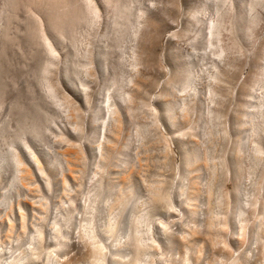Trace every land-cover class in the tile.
I'll return each instance as SVG.
<instances>
[{"label":"rangeland","instance_id":"rangeland-1","mask_svg":"<svg viewBox=\"0 0 264 264\" xmlns=\"http://www.w3.org/2000/svg\"><path fill=\"white\" fill-rule=\"evenodd\" d=\"M47 1L0 0V150L46 105L40 163L18 145L14 185L0 178V264H93L96 245L106 264H264V154L253 176L245 154L264 149V0ZM220 19L222 58L206 34ZM129 197L130 229L154 218L145 250L116 220Z\"/></svg>","mask_w":264,"mask_h":264},{"label":"bare ground","instance_id":"bare-ground-1","mask_svg":"<svg viewBox=\"0 0 264 264\" xmlns=\"http://www.w3.org/2000/svg\"><path fill=\"white\" fill-rule=\"evenodd\" d=\"M45 1L48 3L47 0H45ZM38 2H40V1H38ZM41 2H42V0H41ZM234 2L236 3V1H234ZM30 4H31V2H30ZM42 6L46 7V5H41V7ZM87 7H88L87 9L89 10V8L91 6L88 5ZM203 7H204V4H200V3L197 6L198 10H202ZM93 14H95V12ZM227 26H229V25H227ZM224 29H225L224 21L222 19H220L218 22H211L207 26V33L206 34H207L208 38H211V39H213L215 41V42L212 43V46L214 47L215 56H217L218 58H222L223 55L225 54V48H224V46L222 44V40H221V34H222V31ZM236 30H238V29L236 28ZM6 47L9 48V43H6ZM48 49L51 52V48L49 46H48ZM1 59H2L1 61L4 64L9 66V71L11 69H15V67L13 68L11 66L12 65L11 63L13 61L9 57V55L7 53L2 54L1 55ZM10 61H12V62H10ZM3 66L5 67V65H3ZM0 68H2V67H0ZM4 69L8 70L7 67H5ZM2 74L4 75V73H2ZM184 74H188V73L185 72ZM3 75H1V76H3ZM5 79L7 80V78H5ZM0 82L4 83L1 78H0ZM259 82L260 81H256V84H258ZM261 83H262V81H261ZM7 86H8V84H7ZM7 86H6V88H7ZM43 90H44L45 96L48 99H50L51 101H53L54 105L57 108L61 107V105H59L60 103L57 102V100H56L55 89L51 85H45ZM0 93H1V89H0ZM262 106H264V105H262ZM45 108H46V105L43 102L42 105H40L39 107L36 106V107L30 108L29 110H27L25 112V115L23 116V119L21 120V122L18 125V130H17V133H16L15 137H13L12 139H9V140H5V139L3 140L2 139V141H4V144H3L4 145V150L3 149L0 150V178H2V176L4 174H8L10 176V181H9L10 182V188H12V186L14 185L15 180L17 179L18 169H19V166H21V163H22L21 160H20V157H19V151H18L19 147H18V145L22 148V150H24V152L26 151V154H30L32 156V159H33V161L35 163H37V164L40 163V159L38 158V156L36 154H34L32 152V150H31V147H30V144H29V137H32V139H34L36 141L41 139V134H42L41 122H42V119H43V117H42L43 110ZM261 109H262V107L259 108V110H261ZM215 120L217 122L218 119L216 118ZM248 125L251 127L250 131H252L253 134L258 136L259 135L258 133H254V132H256V129L258 128V124H257V121H256V116H254V119L252 121L248 122ZM212 126L216 127L214 124H212ZM145 129H141V132L142 133L145 132L144 131ZM245 154L247 155V160L249 161V166H248L249 173H250L251 176H253L254 174H256V172H257L256 170L258 169V167L260 166V164L262 162L261 156L264 154V149L260 145L259 141H255L250 148H249L248 145H246ZM217 173H218V170H217ZM47 185H48V187H50V183L49 182H47ZM258 187H259V184L257 183V186H256L255 189H257ZM8 188H9V186H8ZM254 191L255 190L253 189V192ZM110 193H111V190H105V189H103L101 187L100 188L98 187L95 190V195H94V199H93V205L89 209L90 210L89 215H91V217H89V220H88L89 223L96 222L98 216H100L99 215L100 214V208L97 206L98 198L101 197V196H104V197L106 196L107 197V196L110 195ZM236 193H237V196L241 195L242 198L245 196L240 182H238V188L236 190ZM248 196L252 197V194H248ZM129 198L122 201L121 211H120V214H118V216L116 217V220H118V218H120V217L124 219L122 224L126 228L125 229L126 230V235H125L126 244L125 245L129 249L134 248L135 250H139V251L140 250H145V246L142 244V238L140 236V233L142 232L141 227H144L145 231L149 232L150 231V227H152L151 225L154 222V218L151 215V213H146V214L140 216L139 219L136 220L133 225L130 224L131 225V229H130L129 223L126 221V213H127V210L129 208H134L135 202H134V197H129ZM5 199H6V197L4 195L2 197V201H5ZM218 204L220 205L221 203H218ZM243 214H244V211L242 209V200H240L239 217H243ZM70 222H71L70 217H67L66 219H64L62 221H58L57 223H55V230L60 231L61 228H63V226H67V224H69ZM99 226H100V224H99ZM112 232H113L112 228L109 227L106 230L105 234L106 233L107 234H113L114 232L113 233ZM38 233H39V235L41 234V230L40 229L38 230ZM105 236H107V235H105ZM82 237H83V235H82ZM108 237H109V235H108ZM93 240H95V239H93ZM93 243H95V242H92V244ZM92 254H93L92 255L93 258L95 259L94 260L95 263H93V264H106L105 261H104V253H103V250H102L101 246L96 245L93 248ZM54 258L56 259V257H54ZM33 261H34V258H31L30 261H27L26 264H32L31 262H33ZM114 263L117 264V262H114ZM11 264H21V263L20 262H12ZM47 264H51V262L48 261ZM62 264H64V263H62ZM68 264H71V263L68 262ZM136 264H138V262Z\"/></svg>","mask_w":264,"mask_h":264}]
</instances>
